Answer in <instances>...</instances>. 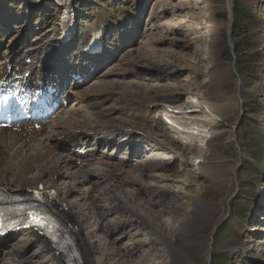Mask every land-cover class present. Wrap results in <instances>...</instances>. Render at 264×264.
Segmentation results:
<instances>
[{"label":"rangeland","instance_id":"rangeland-1","mask_svg":"<svg viewBox=\"0 0 264 264\" xmlns=\"http://www.w3.org/2000/svg\"><path fill=\"white\" fill-rule=\"evenodd\" d=\"M135 1V10L132 7L134 0L72 1L78 24L95 22L101 17L104 20L127 17L132 11L135 15L141 16L142 22L140 21L138 30L121 34L126 42H130L129 45L119 53L117 49L114 52L117 55L100 67L94 78L89 79L88 84L80 86L81 83H71L69 88H65V92H59L62 93L65 105L63 107L60 104L57 107L58 111L52 116L62 115L65 110L75 112L76 109L79 112L80 107L75 98L81 99L85 87L100 78L110 79L109 85L106 84L110 90L107 94L104 93L107 97L99 102L98 98L102 92L90 95V103H94L97 105L96 109L107 114L103 120L129 125V128H134L136 132L149 133L148 135L153 136L164 147L173 146L180 153V157L175 161L155 165L153 173L158 176L152 178L153 185L148 187L153 193L150 194L143 186L137 185L143 190L137 194L136 200L134 198L138 203L148 193L152 195L154 199H150L151 202L144 205H148L149 212L152 208L160 211L163 218L169 209L174 213L176 211L172 220L176 222L177 228H169L168 233L162 230L167 236L166 254L169 258H163L160 262L264 264V0H234L231 31L222 28V36L217 45L219 49L217 62L221 65L220 69L214 68L210 60L212 45L197 41L198 36L203 33L197 29L202 20V15L199 14L203 6L201 0H180L185 6L181 9L173 7L179 0ZM215 1L221 3L223 0ZM157 2L172 4L159 18L153 20L152 12ZM25 8L20 5L16 15L10 13L13 18L10 25L19 29L15 43L26 46L44 44L57 31L58 10L47 0L41 1L36 8ZM84 9L95 12L90 15L89 11L85 13ZM7 10L9 9H4V12ZM228 16L226 11L217 8L219 19L226 20ZM135 19L137 17H134L133 21ZM153 21H156V26L152 27ZM177 24L182 25V31L178 33L172 28ZM11 26L7 28L14 34L16 31L14 28L11 29ZM155 37L161 38L153 43L152 52L154 59L159 63L148 74L144 70L148 65L133 67L131 59L138 48ZM75 42L76 39L68 45L70 52L73 51L72 45ZM125 45L126 43H123L120 50ZM19 53L15 52L11 56L12 59L15 58L13 56L21 59ZM99 64L100 62L98 66ZM126 71L128 73H124ZM236 76L242 79L241 90L237 89L234 81ZM203 77L206 79L203 89L216 100L214 102L218 115L215 127L217 134L213 146H207L208 137L197 139L196 146L195 141L188 145L176 131L177 128L182 129L185 124L187 128H198L201 134H205L208 127L204 123L208 120L203 124L199 123L197 127L187 122L182 115L175 113L176 117H172L174 123L170 121L171 123L167 125L164 122L167 117L166 111L171 109L168 105L184 104L191 111L193 105L200 101L201 94L196 92L195 84ZM67 81L70 82V79L58 85ZM97 88L98 90L96 88L94 90L103 89ZM160 98H163V101ZM61 110L64 112L59 113ZM192 114L199 115L205 120L201 113ZM172 124L175 128H172ZM46 129L40 131L47 132ZM191 130L197 132V129ZM121 135L120 131H116L110 143H119ZM173 138L176 143L172 142ZM124 142L127 143L126 139ZM134 146L135 149L138 148L137 144ZM20 156L21 159L26 157L24 154ZM15 157L17 158V155ZM193 160H198L202 164V169L191 168L189 163ZM131 168L126 167L127 170ZM123 176L120 179L112 177L88 189L78 186L76 182L75 191L70 196L67 195L68 184L64 182L65 180L57 182L59 197L75 212L72 220L65 218L74 225L79 224L81 232L77 231L73 236L83 253L82 260L89 262L87 264H91V260H94L92 264H127L126 261L138 258L137 255L140 253H164L159 250L160 240H156L151 234L153 226L147 220L150 213L142 214L138 210V214L144 216V219H137V212H132L129 207L131 201L124 199L123 193L119 192L136 186L130 181L133 178L131 174L126 172ZM183 177L187 181H182ZM8 178H11V175H8ZM49 178L50 174L44 177V182ZM120 180L122 184L117 186L118 191L109 189ZM3 183L8 187L6 189L10 190L9 186ZM21 188L17 187L12 191L22 190ZM156 190L159 191L154 193ZM122 200L127 206L122 204ZM151 238H153L151 244L147 243ZM133 241L136 243L133 244ZM241 247L247 250V255L242 254ZM9 248H14L15 253L20 252L26 260L25 264H64L52 253L47 241L31 230L21 232L4 248V251L1 250L3 254L0 257V264H15L7 253ZM115 248L119 249V253H115ZM129 248L132 249V253L128 252Z\"/></svg>","mask_w":264,"mask_h":264},{"label":"bare ground","instance_id":"bare-ground-1","mask_svg":"<svg viewBox=\"0 0 264 264\" xmlns=\"http://www.w3.org/2000/svg\"><path fill=\"white\" fill-rule=\"evenodd\" d=\"M40 1L41 0H39V2ZM39 2H36L35 0H0V63H9L10 66L15 68L18 72L27 70V75L25 77V80L27 81H31L35 77V75H37L39 80L44 81L46 79L49 83L53 84V86L58 89L60 86L58 84L64 82L66 79H69L67 77L68 73L76 74L77 72H79L77 71L78 67L84 68L87 65L95 62L94 60L83 57L79 53V49L72 54L66 55L67 43L63 47L62 43L57 38V32L55 33L57 35L52 34L49 37V40L44 44L39 43V45L36 46L16 44V47L11 48V46L15 42V38L19 34V29H16L10 25V22L13 21L10 13H13V16L16 15V13L18 12V6L20 5L28 9L36 8L40 4ZM135 3L136 1L134 0L133 5ZM200 3L203 5L201 11L199 12V14L202 15V20L201 22H199V26H197V29L202 30L203 33L202 35L198 36L197 41L203 42V44L209 43L212 45L210 49V60L212 61V65L214 66V68L218 67L220 69L221 65H218L219 63L217 62V56L219 54L217 45L219 44L220 38L222 36V28H227L228 32L231 31V25L233 23L232 8L234 5V0H223L221 3H217L215 0H201ZM170 4L172 3L170 2L168 4H164L162 2H157L152 12V19L154 20L156 19V17L159 18L165 10H168ZM173 7H180L181 9L185 6L183 3H180L179 0V2L173 4ZM218 7L229 14L228 19L222 20L217 17ZM4 9L9 10L4 12ZM140 21V17H137L135 21H132V24L138 25ZM155 24L156 21H153L152 27L156 26ZM10 26L11 29L14 28V30L16 31L14 34H11L10 30L7 28H10ZM129 26L130 24L128 25V27ZM172 28L173 30L175 28V31L177 33L182 31V25L180 24L173 25ZM127 33L129 32L127 31ZM159 40H161V38H152L151 41L144 43L142 47L138 48L136 50V54L131 59L132 66L142 67L143 64H146L148 66L144 67V70L148 74L153 69V67L156 68L159 61L154 59L152 52L153 43ZM123 43H126V40L121 35L116 41H110L107 48L108 53L106 55L109 56L110 54H114V52H116L117 49H119L120 46L123 45ZM34 44L35 43H33V45ZM82 46L83 45H81L79 48H81ZM13 49H15L16 51L21 50L20 54L29 55L32 59L30 64L24 66L21 64V61H19L18 58L15 57L12 59L11 54L13 52ZM37 50L38 53L36 52ZM36 53L38 54V56H35ZM23 56L24 55H22V57ZM83 58L85 59L83 60ZM36 62L39 63L38 68H36L35 66ZM42 71H45L44 75H42ZM124 73L128 72L126 71ZM205 77H203L201 81L195 84L196 92L201 95L200 101L193 105V108L190 109L191 111H189L188 106L184 104L172 106L168 105V107H170L171 109L166 111L167 117L169 119H167L166 117V120L164 119V122L167 125L173 122L172 117H176V114L182 115V118H185L187 122H190V124L193 123L197 127H199V123L203 124L208 120L207 123H204V125L207 124L206 127H208L207 133L205 134H201L198 128H187L185 124L182 129L176 127V131L182 136L181 138H183L185 140V143H187L188 145H191L192 141H195L194 145L196 146V140L205 137L209 138L207 146H213V144H215L214 138L215 134H217V130L215 127L216 118L218 117L216 112V105L214 102L216 100L212 99V96L203 89L205 87ZM234 81L237 84V89L241 90L243 88L241 77L236 76ZM110 82V79L101 80L100 78L98 81L96 80V82L91 83V85L85 87V93H81L83 95L81 99L78 100L77 98H75L76 103L80 107H78L80 110L79 112L76 111V109L75 112H71L69 110L71 113L65 111V113L63 114L61 112L62 115H58L54 119L47 120V122L41 121V127L47 128V132L44 131L43 133H39V131L35 128L30 129L28 126L21 125L18 132H13V130L10 129L0 133V183L7 187L3 183L5 182L9 186L10 190H13L17 187H23L21 189L24 190L27 188H33L38 184H44L48 189H57V182L59 180H65L64 182L68 184L67 195L70 196L75 191L74 183L76 182L78 183V186L88 189L89 187H93L95 184L100 185L102 181L105 182L112 177L118 179L123 178V173L128 172L129 175L131 174L133 177L132 179H130V181H133V184H136V186L131 187V189L126 187L128 189L123 190L125 191V193L123 191L119 192L123 193L125 197H123L124 199H128L129 201H131L132 204L129 207L131 208L132 212H137V219H144V216H142L140 213L138 214V210L139 212H142V214H145V212H147V214L150 213L147 220L149 221V224L153 226L151 234L153 238L158 241L160 240L161 245L159 246H161V249L159 248V250L163 251L164 253H140L139 255H137L138 258H133L126 262L127 264H166L165 262H160V260L163 258H169V256L166 254L168 246L165 240L167 236L162 233V230H165L168 233V231H170L169 228H177L176 222L174 221V223L172 220L176 215V211L174 213L169 209L166 213V217L163 218L161 212L153 209L152 207L151 211L149 212V210H147L148 205L145 206V203L149 202L150 199H154L152 198L153 196L150 195L152 191H150L148 187L153 185L152 178L158 176L153 173L155 172V165L164 162H172L173 160L175 161V159L180 157V153L177 152L176 149L173 148V146H166L167 148H164L162 146L163 144L157 142V140L153 138V136L148 135L149 133H136L133 129H127L128 127H130L129 125L110 123V121L107 122L103 120L107 114L105 115L102 110L96 109L97 105H95L94 103H90V95H92L94 92H102L103 94L99 93L100 95L98 99L100 102L102 99L107 97L104 93L107 94L109 92L108 90L110 89L108 88L110 87L106 84ZM97 87H102L103 89L101 91H95V88L98 90ZM160 99L162 100L163 98ZM165 99L168 98L165 97ZM196 112L204 115L205 120H203L204 118L201 119L199 115L197 116L195 114H192ZM171 126L172 128H175L173 124ZM203 128L205 127L203 126ZM116 129H119L122 132V137L120 139L121 141L119 140V143L116 142L117 144H113L112 147L110 141L114 137V134H116ZM191 129H197V132ZM174 130L175 129H173L172 131L174 132ZM60 135L64 137V141L57 139ZM124 139H127V143L123 142ZM172 142L176 143V140L173 138ZM135 144H137L136 147H138L136 149L134 146ZM89 149L90 151L88 152ZM81 150H85V155H79ZM23 154L26 157L24 159H21L20 155L23 156ZM15 155H17V158L15 157ZM131 162L133 164H131ZM127 166H130L132 168L130 170H127ZM189 166L191 168H195V170L202 169V164L198 162V160H193L191 163H189ZM48 174H50V178L47 179L46 182H44V177L46 178ZM8 175H11V178H8ZM51 175L53 176V178L54 175H56V180H53ZM184 180H186L185 177H183L182 181ZM120 182L121 180L116 182L115 185L112 184V187L110 186L111 188L109 189L112 191L117 190V186L122 184ZM137 185H139V187L143 186V189L148 190L150 193H148L147 196L145 195V198H142V200L138 203H136L137 201H135L137 194L141 193L143 189L139 188ZM157 191L159 190H156L154 193H156ZM59 201L61 202L62 199L60 198ZM123 203L124 201L122 200V204ZM125 205L127 206V204ZM65 206L59 209V213L61 216L63 214V217L72 220L74 218L75 212L70 209L68 204H65ZM145 217H147V215ZM76 225L77 228L79 224ZM77 231L78 233L81 232L79 228L77 229ZM77 231L75 232L77 233ZM153 238H151V240L147 243L152 242ZM85 242L89 243V241L86 240ZM3 243L4 242H0V247L3 245ZM134 243L136 242L133 241V244ZM6 247L7 246L2 247L3 251ZM8 250L7 253L10 255V257H12L15 264L26 263V260H24V257L20 252L15 253L14 248H9ZM128 250L129 253H132V249L129 248ZM240 250L242 251V254L247 255V250H245L244 247H241ZM75 251H77L79 254L77 253V256H75V252L69 254V257H65L64 264H69V261H71L72 259L73 264L89 263H86L84 259L82 260L83 253L79 250L78 246H75ZM114 251L115 253H119V249L115 248ZM185 251L187 252L186 249ZM174 256L177 259V256ZM93 261L91 260V264Z\"/></svg>","mask_w":264,"mask_h":264},{"label":"water","instance_id":"water-1","mask_svg":"<svg viewBox=\"0 0 264 264\" xmlns=\"http://www.w3.org/2000/svg\"><path fill=\"white\" fill-rule=\"evenodd\" d=\"M72 249V248H71ZM73 251V250H72ZM71 252V251H70ZM68 256L69 257V253L68 255H65V257ZM69 264H73V259L71 261H69Z\"/></svg>","mask_w":264,"mask_h":264},{"label":"snow or ice","instance_id":"snow-or-ice-1","mask_svg":"<svg viewBox=\"0 0 264 264\" xmlns=\"http://www.w3.org/2000/svg\"><path fill=\"white\" fill-rule=\"evenodd\" d=\"M0 226H2V225H0Z\"/></svg>","mask_w":264,"mask_h":264}]
</instances>
